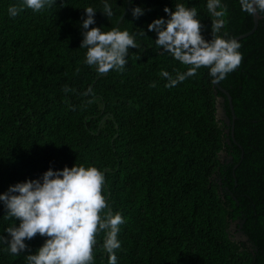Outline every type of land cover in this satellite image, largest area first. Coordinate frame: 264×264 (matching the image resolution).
Instances as JSON below:
<instances>
[{"label": "trees", "instance_id": "1", "mask_svg": "<svg viewBox=\"0 0 264 264\" xmlns=\"http://www.w3.org/2000/svg\"><path fill=\"white\" fill-rule=\"evenodd\" d=\"M127 1L108 0L106 17L103 0H56L40 11L0 0V193L49 168L95 166L108 208L124 220L117 264H264V12L255 32L238 40L239 66L217 80L233 119L207 67L168 86L162 71L174 79L192 66L162 51L147 25L182 3L195 7L205 40L231 39L252 30V14L239 0H221L225 24L217 33L207 0ZM13 4L23 10L10 17ZM87 6L97 9L90 27L102 31L127 9L118 28L137 47L123 68L100 73L85 62ZM135 6L143 15H131ZM218 97L229 124L216 117ZM5 214L0 203V236L18 223ZM231 224L248 244L232 240ZM106 232L96 234L92 264H108ZM44 239L27 240L20 254L0 240V264H28Z\"/></svg>", "mask_w": 264, "mask_h": 264}, {"label": "clouds", "instance_id": "2", "mask_svg": "<svg viewBox=\"0 0 264 264\" xmlns=\"http://www.w3.org/2000/svg\"><path fill=\"white\" fill-rule=\"evenodd\" d=\"M55 2L23 0V6L40 11ZM239 3L243 12L257 15L264 12V0H239ZM103 4L102 14L112 16L108 0H103ZM206 6L217 18L211 27L213 32L218 33L225 24L221 0H207ZM22 10L15 4L7 9L10 17L17 16ZM83 11L80 47L86 49L85 62L100 73L123 68L129 48L137 47L134 36L127 29L120 30L118 27L109 31H102V27H90L95 24L97 9L87 6ZM163 12L167 19L159 17L152 20L147 25L148 31L155 33V43L162 51L182 64L192 66L186 72L177 73L174 79L167 71H162L161 75L168 77V86H175L194 75L201 66L207 67L209 75L217 80L239 66L242 53L238 40L219 35L205 40L195 7L177 3L174 10L165 6ZM131 15L139 17L143 15V9L135 6ZM103 184L104 174L97 167L74 164L71 168L65 166L60 170L49 168L38 179L10 185L0 193V203L6 210L5 215L15 218L18 223L8 227L5 230L7 235L0 236V240L6 243L10 253L20 254L28 248L27 240L37 234L45 237L35 252L27 254L28 264H92L96 234L107 230L103 247L108 253V264H117L114 250L121 246L117 234L124 220L119 212L113 214L108 208L102 194ZM106 208L108 211L102 218L101 210Z\"/></svg>", "mask_w": 264, "mask_h": 264}, {"label": "water", "instance_id": "3", "mask_svg": "<svg viewBox=\"0 0 264 264\" xmlns=\"http://www.w3.org/2000/svg\"><path fill=\"white\" fill-rule=\"evenodd\" d=\"M131 0H128L127 1V4L129 6ZM127 12V9L126 11L123 13V15L120 17V19L118 20L115 28L118 27V25L120 24V22L122 21L123 17L125 16ZM252 18H253V28L251 31H249L248 33L246 34H243V35H240L238 37H235V39L237 40H241V39H244L246 37H248L249 35L253 34L257 28V25H258V21H259V16L257 14H252ZM213 84L214 86L216 87L217 91H219L220 93H222L223 95H225L228 99V102H229V107H230V110H231V113L233 115V119H234V112H233V107H232V104H231V98L229 97V95L227 94V92L225 90H223L218 84H217V79L213 78ZM224 98L222 97H218L217 98V104H216V117H217V114L218 113H221L225 118H226V123L229 124V119L227 118L226 116V112H225V109H224ZM232 132H233V127L231 126V136H232ZM233 137V136H232Z\"/></svg>", "mask_w": 264, "mask_h": 264}, {"label": "rangeland", "instance_id": "4", "mask_svg": "<svg viewBox=\"0 0 264 264\" xmlns=\"http://www.w3.org/2000/svg\"><path fill=\"white\" fill-rule=\"evenodd\" d=\"M217 119L219 121L225 123V117L221 113L217 114ZM219 159L221 161H224L225 154L221 153L219 155ZM236 227H237L236 224H231L230 227H229V233H230V236H231L232 240H234L236 242H243L245 244H248L246 238L243 237L242 234L236 230Z\"/></svg>", "mask_w": 264, "mask_h": 264}, {"label": "flooded vegetation", "instance_id": "5", "mask_svg": "<svg viewBox=\"0 0 264 264\" xmlns=\"http://www.w3.org/2000/svg\"><path fill=\"white\" fill-rule=\"evenodd\" d=\"M224 109H225V102H224ZM225 111H226V110H225ZM225 124H227V123H226V118H225ZM236 226H237V225H236ZM236 230H237L238 232H240V233L242 234V236L245 237L246 240H247V237L242 233V231H241L238 227H236Z\"/></svg>", "mask_w": 264, "mask_h": 264}]
</instances>
